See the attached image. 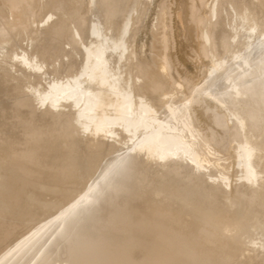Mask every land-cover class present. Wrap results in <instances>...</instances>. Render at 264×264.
I'll list each match as a JSON object with an SVG mask.
<instances>
[{"label": "bare ground", "instance_id": "6f19581e", "mask_svg": "<svg viewBox=\"0 0 264 264\" xmlns=\"http://www.w3.org/2000/svg\"><path fill=\"white\" fill-rule=\"evenodd\" d=\"M212 2L0 0V264H264V0Z\"/></svg>", "mask_w": 264, "mask_h": 264}, {"label": "rangeland", "instance_id": "374dc122", "mask_svg": "<svg viewBox=\"0 0 264 264\" xmlns=\"http://www.w3.org/2000/svg\"><path fill=\"white\" fill-rule=\"evenodd\" d=\"M213 1H214V0H213ZM206 2H208V3H206V4L208 5V7H211V5H212V3H213L212 0H206ZM207 10H209V9H207ZM87 14H88L89 16H90V15H91V16L94 15V14H93V11H90V13L88 12ZM88 15H87L86 17H87V19L90 21V17L88 18ZM233 15H235V13H233ZM49 17H51V16L49 15L48 18L46 17L48 20L45 19L46 22L44 21L45 24L43 23V24H42L43 27H42V25H41V28H45V25H46V27H47L48 25H51V24H52L54 18L51 17L52 19L50 18V20H49ZM92 18L95 19V16H92V17H91V20H92ZM215 19H216V18H215ZM215 19H214V20H215ZM151 20H153V18H152V14L150 13V17H147V18H146L145 22H146V21H147V22L144 23V24L149 25L150 22H151ZM229 20H232V17H229V19H227V16H226V22H225V24L227 23V24H226V27H229L228 24L231 23V22H229ZM47 21H48V22H47ZM227 21H228V22H227ZM213 22H214V21H213ZM48 23H49V24H48ZM50 23H51V24H50ZM146 25H144V26H146ZM72 27L74 28V25H71V28H72ZM73 28H72L71 30H74ZM227 29H228V28H227ZM143 35H144V36H143ZM141 37H143V43L145 44L146 41H148V36H147L146 34H142ZM23 40H24V39H23ZM230 41H231V42H230ZM234 41H235V43L233 44V43H232V42H233L232 39L229 40V43H232V44H228V48H229V50H230V47H231V49H233V50H236V49H237L236 46H235V45L238 46L237 41H236V40H234ZM28 42H29V41L26 40V42H25V41H22L21 43H23L22 46H23L24 48H27V47L29 46V50H31V48H32L31 42H30V44H29ZM66 43H67V42H66ZM66 43H64V45H65ZM27 45H28V46H27ZM67 45H68V46H67ZM233 45H234V46H233ZM72 47H73V48H72ZM233 47H234V48H233ZM67 48L69 49V44H66V45L64 46V52L66 51ZM225 48H227V45H226ZM225 48H224L223 51H222V52H223V55H224V52H225ZM228 48H227V49H228ZM13 49H14V48H13ZM16 49H17V48H15V50H16ZM18 49H19V48H18ZM27 49H28V48H27ZM77 49L79 50V48H77ZM15 50H13V51L15 52ZM78 50L74 49V46H71V50H68L67 53L69 52L68 55H70L71 51H73V53H74V55H75L73 58H75V57H76L75 52H76V53H77V57H76V58L79 59V56H81V55L79 54V51H78ZM17 51H18V52H21V49H19V50H17ZM64 52L61 54V55H62L61 57L59 56L60 59H58V61H55V59H54L56 56H54V58L51 57V59H52V63H54V61L56 62V63H55V68L57 67V70H58V71H56L55 75H53V78L56 76V74H57V76L60 75L61 77H65L66 74H68V72L65 73V71H64L63 68H62V71H61V74H60V69H58V68H61V67H60V66H59V67L57 66V65H59V62H61V61H60L61 58L64 59V60L66 59V61H63V60H62L63 62H67V60H68V62H69V61L71 60L70 57H69V58H66V57H67V53H66V57H63V56H65V55H64ZM227 52H229V51L226 50V53H227ZM202 53H203V52H202ZM202 53H201V55H200V56H201V59L204 57L202 60H203V61H206V60H207V58H206L207 53L205 52L206 55H205L204 53H203V55H202ZM226 53H225V55H226ZM146 55H147V48H145V49H144V52H143V56L145 57ZM71 56H72V54H71ZM56 58H57V57H56ZM71 58H72V57H71ZM73 58H72V59H73ZM76 58H75V59H76ZM197 58H198V59H197ZM197 58H196V60H195V58H194L195 63L197 62L198 66H199V64H200V66L203 65V63H200V62H203V61H200L201 59L199 60V57H197ZM51 59H50V62H51ZM53 59H54V61H53ZM69 59H70V60H69ZM73 61L76 62L75 60H73ZM78 61H79V63H80V62H81V58H80L79 60H77V63H78ZM63 62H62V63H63ZM66 64H67V63H66ZM61 65H62V64H61ZM74 67H75V66H74ZM74 67H73V71H75V68H74ZM70 70L72 71L71 68H70ZM66 71H69V69H68V70L66 69ZM71 71H70V72H71ZM73 71H72V72H73ZM70 72H69V74L72 73V72H71V73H70ZM62 75H63V76H62ZM203 75H205V72L202 73V75L199 76V78H198L199 82H200V80H202V78H204ZM209 77H211V75H210ZM197 89H198V88H195V91H196ZM171 92H173V90H172ZM174 93H175V90H174L173 93H171V97L174 98V97L176 96V98H181V95H180V94H179V95H180V97H179L178 94H176V93L174 94ZM172 94H174L175 96L172 95ZM41 107H42V106H39V107H38V109H41V110H39V112H43V111H45V106H43L42 108H41ZM37 111H38V110H37ZM70 130L72 131L73 129L70 128ZM70 130L68 131V133L71 132ZM73 133H74V131L71 132V134H73ZM86 135H87V134H86ZM230 139H231V138H230ZM232 139H235V138L233 137ZM86 140H87V139H86ZM209 144H210V143H209ZM230 144H232V143H230V141H227V143H225V145L222 147V151H223V152L219 153V156H220L222 159H223V158H225V159L227 158V154L229 153L228 150H229V146H230ZM211 145H212V144H211ZM225 146H226V147H225ZM209 147H210V150H212V148H214V146L211 148L210 145H209ZM209 147L206 146L207 151L209 150ZM224 147H225V149H224ZM206 148H205V150H206ZM227 149H228V150H227ZM124 150L126 151V149H124ZM124 150L118 152L117 155H124V153H125ZM210 150H209V151H210ZM207 151H206V153H209V152H207ZM111 152H112V151H110L109 153H107L108 155H107V154L104 155V156H106V158H107V156L109 157V161H110V160H113L114 158L119 157V156H117V155H116V156H115V155L112 156V154H114L113 152H112V154L109 156V154H110ZM211 152H212V151H211ZM226 152H227V153H226ZM223 153H224V154H223ZM115 154H116V153H115ZM220 154H221V155H220ZM120 157H121V156H120ZM103 159H104V157H103ZM225 159H223V160L221 161V163L223 162V163L229 164L230 160H228V161H229V162H228V161L225 160ZM104 160L106 161V159H104ZM107 161H108V158H107ZM230 163H231V162H230ZM232 169H233V168H232ZM230 171H231L230 174L232 175V177H233V179H234L233 182H234V181H235V182L237 181L238 183L241 182V181L239 180V178H237V177L235 178V176H236V168H234V170H231V169H230ZM232 172H233V173H232ZM234 172H235V173H234ZM196 175H197V174H196ZM196 175H192V176L189 175V176H188V180H189V181H190V180L193 181V179H195ZM191 177H192V178H191ZM236 184H237V183H235V184L233 183L234 186H237V185L239 186V185H240V183L237 184V185H236ZM87 189H88V188H87ZM87 189H86V188H84V189L82 188V189L80 190V192H81L82 190L85 191V192H82V193L84 194V197L86 196L85 198L88 197L86 192H88V195H89V193H91V190H90V189L87 190ZM82 193H78V194H82ZM78 194H77V196H78ZM153 194H154V193H153ZM162 196H163V194H160L158 200H160V198L162 199ZM81 197H83V195H81V196L79 195V196H78L79 199H81ZM84 197H83V198H84ZM85 198H84V199H85ZM156 198H157V197H156Z\"/></svg>", "mask_w": 264, "mask_h": 264}]
</instances>
